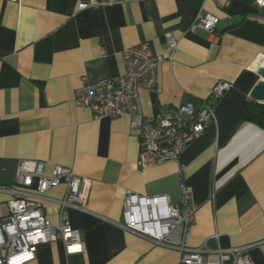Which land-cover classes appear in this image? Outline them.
<instances>
[{
	"label": "crops",
	"instance_id": "obj_1",
	"mask_svg": "<svg viewBox=\"0 0 264 264\" xmlns=\"http://www.w3.org/2000/svg\"><path fill=\"white\" fill-rule=\"evenodd\" d=\"M77 0H0V185L13 181L21 159L42 161L91 180L87 211L68 209L85 251L66 255L61 241L37 246L25 264H177L179 253L119 227L123 190L180 198L192 192L197 214L188 244L248 247L264 264V129L241 111L262 76L264 8L244 0H123L76 10ZM202 10L219 18L214 33L189 31ZM165 33L176 40L173 60L158 67L153 89L140 91L146 116L163 106L198 105L218 81L230 84L214 119L178 162L139 169V144L128 115L95 119L73 103L84 84L123 72L121 52L141 42L167 56ZM65 185L48 191L60 198ZM9 195L0 192V218ZM56 225L58 207L42 206ZM216 235V237H215ZM204 259L214 263V255Z\"/></svg>",
	"mask_w": 264,
	"mask_h": 264
},
{
	"label": "built area",
	"instance_id": "obj_2",
	"mask_svg": "<svg viewBox=\"0 0 264 264\" xmlns=\"http://www.w3.org/2000/svg\"><path fill=\"white\" fill-rule=\"evenodd\" d=\"M122 1L77 0L76 10L112 6ZM254 3L264 8V0H254ZM218 22V17L200 10L189 31L214 33ZM164 37L167 56L155 53L146 42L126 47L121 52L122 73L115 78L84 84L73 96L74 105L88 108L95 119L129 116V132L139 144V169L178 162L188 145L214 119L215 105L230 87L229 83L218 81L198 105L192 101L178 106L165 105L157 115L146 116L140 91L156 87L158 67L166 60H173L176 47L170 33ZM60 184L65 185L60 198L47 195ZM90 191L91 180L75 174L71 168L55 165L47 174L42 161L19 160L12 183L0 185V192L9 195L5 201L6 213L0 218V264L28 263L35 259L38 245L55 241L62 242L66 255L85 251L79 231L70 225L68 209L87 211ZM47 202L58 207L56 225L43 214L42 206ZM196 214L197 205L184 182L180 183L177 202H172L167 194L144 196L124 189L121 220L116 224L153 244L177 250V264H255L247 253L249 246L211 249L205 243L189 245ZM204 255H214L216 261L212 263Z\"/></svg>",
	"mask_w": 264,
	"mask_h": 264
},
{
	"label": "trees",
	"instance_id": "obj_3",
	"mask_svg": "<svg viewBox=\"0 0 264 264\" xmlns=\"http://www.w3.org/2000/svg\"><path fill=\"white\" fill-rule=\"evenodd\" d=\"M244 1L253 2L254 0ZM241 118L243 121L251 122L264 129V103H260L251 99L247 100L243 105Z\"/></svg>",
	"mask_w": 264,
	"mask_h": 264
},
{
	"label": "water",
	"instance_id": "obj_4",
	"mask_svg": "<svg viewBox=\"0 0 264 264\" xmlns=\"http://www.w3.org/2000/svg\"><path fill=\"white\" fill-rule=\"evenodd\" d=\"M257 73L262 76V80L257 81L249 93L251 100L264 103V58L257 68Z\"/></svg>",
	"mask_w": 264,
	"mask_h": 264
}]
</instances>
